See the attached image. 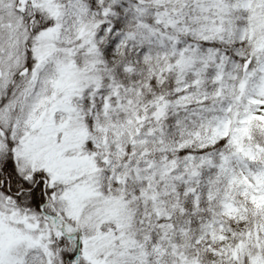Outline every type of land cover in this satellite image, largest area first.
<instances>
[{"label":"snow or ice","instance_id":"obj_1","mask_svg":"<svg viewBox=\"0 0 264 264\" xmlns=\"http://www.w3.org/2000/svg\"><path fill=\"white\" fill-rule=\"evenodd\" d=\"M0 264H264V0H0Z\"/></svg>","mask_w":264,"mask_h":264}]
</instances>
